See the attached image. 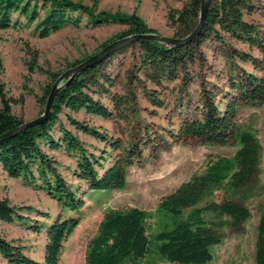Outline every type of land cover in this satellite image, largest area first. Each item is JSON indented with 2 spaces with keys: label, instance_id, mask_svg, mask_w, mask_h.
Here are the masks:
<instances>
[{
  "label": "trees",
  "instance_id": "obj_1",
  "mask_svg": "<svg viewBox=\"0 0 264 264\" xmlns=\"http://www.w3.org/2000/svg\"><path fill=\"white\" fill-rule=\"evenodd\" d=\"M255 0H210L205 22L200 34L185 45L168 46L154 41L140 40L114 53L109 60L127 51H136L138 73L161 87L163 82L179 81L181 93L197 84V100L187 106L179 127L171 133L172 144H192L211 147H235L231 158L216 157L203 172L192 175L172 192L163 196L157 212L167 222L157 233L148 234L147 221L151 214L138 208L126 210L109 209L103 213L95 236L89 241L85 264H208L212 260L211 248L220 243L223 229L237 230L251 216L250 210L234 198V193L250 186L259 171L261 146L253 132L238 124L242 108L264 106V73L260 76L240 67L230 68L223 86L209 82L202 72L205 57L200 50L209 39L223 40V35L263 48L264 38L257 28L244 21L245 14L253 11ZM201 0H188L172 18L180 28L189 29L198 22ZM15 16V18H14ZM19 18L27 25H34V33L45 38L66 27L85 25L96 28L104 25H121L126 30L117 34L111 42L133 35L150 34L154 31L136 14L100 11L71 0H0V30L16 28ZM186 31V30H185ZM173 38H178L175 34ZM108 43L101 45V48ZM234 51V50H233ZM243 63L254 64L256 58L234 51ZM68 65L72 68L82 63ZM105 60L94 65L68 81L58 92L46 121L23 129L16 135L0 142V165L11 179H20L28 188L45 193L64 210L78 212L83 199L78 196L80 185L68 182L59 171V164L43 148L53 151L63 149L73 155L76 167L73 176L89 191H114L126 185L127 168L141 163L142 149L148 142L154 151L165 147L162 140H146L123 150L106 165V151L95 156L70 131L59 123V115L83 111L104 120H114L123 114L122 99L112 98V108L95 99L92 88L102 83L112 85V79L102 73ZM33 66H29L32 71ZM62 73H49V83L42 88L37 102L43 112L46 99L55 80ZM131 80L130 78H128ZM137 80L141 82L140 79ZM23 102L7 98L0 88V136L20 127L24 121L12 113V105ZM70 125L83 134L105 143L113 150L118 142L110 141L98 129L90 127L66 115ZM59 139L53 137L55 127ZM111 157V155H109ZM222 191L218 200L212 196ZM35 212L50 220L48 213L30 206H11L0 198V222L26 223L18 211ZM208 216L210 218H208ZM79 218H57L47 225H28L38 232L44 227L46 243L43 261L37 262L22 253L0 234V258L7 264H58L63 242L79 224ZM152 258V259H151ZM253 264H264V213L260 215L253 246Z\"/></svg>",
  "mask_w": 264,
  "mask_h": 264
},
{
  "label": "rangeland",
  "instance_id": "obj_2",
  "mask_svg": "<svg viewBox=\"0 0 264 264\" xmlns=\"http://www.w3.org/2000/svg\"><path fill=\"white\" fill-rule=\"evenodd\" d=\"M71 1L93 8L95 13L105 11L136 14L154 31L153 34L165 37L173 38L178 34V38H184L196 27L194 23L188 30L183 29L172 19L188 0ZM255 1L253 11L245 14L243 19L256 27L260 37L264 38V0ZM18 20L19 25L16 28L0 30V88L7 98H23V102L12 105L11 110L24 122L34 120L40 115L41 108L37 97L40 96L42 88L50 82L47 77L49 73L63 74L71 69L68 65L90 58L103 49L102 44H111V39L126 30V27L121 25L93 28L85 25L83 21L79 27H66L45 38H39L34 33L33 24L27 25L23 18ZM222 39L218 41L209 38L200 48L205 57L201 70L209 82L223 86L232 67H240L257 76L264 73V41L263 48L260 49L235 41L225 34ZM233 50L256 58L255 63L239 61ZM136 56L137 52L131 50L107 61L105 59L102 73L112 79V85L101 81V87L91 89L93 97L109 108L113 107L112 98H121V117L104 120L83 111L68 110L59 115V123L75 135L87 150L95 156H100L102 151H106V165L123 150L130 149L132 145L139 146L147 138L146 131L150 140H162L165 147L161 149L154 151L150 145L151 141L148 142L147 148L142 149L143 160L127 168L126 185L123 189L110 192L89 191L73 176L76 167L73 155L63 149L53 151L43 148L58 162L59 171L64 178L80 185L78 196L83 199L84 205L78 212H71L64 210L45 193L26 187L20 179L9 178L0 165V198L7 199L15 208L30 206L49 215L50 220H47L35 212L21 210L18 212L26 223L0 222V234L13 245L21 247L23 254L37 262L43 261L45 229L43 227L35 232L28 229V225H47L57 218L78 217L79 224L63 242L58 264H85L87 245L95 236L105 211L129 208L143 210L151 214L147 221L148 234L157 233L167 222V218L157 212L160 199L192 175L203 172L207 164L216 157L231 158L235 151L233 146L172 144L170 134L178 129L181 117L187 106L190 107L188 103H193L198 98L197 84L187 87L185 93H181L182 86L179 81L163 82L161 87H157L138 73ZM29 66L34 69L30 71ZM66 115L98 129L110 141L118 142L119 148L113 150L105 143L78 131L70 125ZM238 124L250 129L261 146V160L255 181L247 188L234 193V198L250 210L251 216L237 230H222L220 243L211 248L212 260L208 264H253L256 228L260 215L264 213V106L242 108ZM52 134L55 139H59L57 125ZM139 147L142 148V145ZM221 196L222 191L217 190L212 199L218 200ZM152 258L159 264H166L158 261L155 255ZM0 264L7 263L0 258Z\"/></svg>",
  "mask_w": 264,
  "mask_h": 264
},
{
  "label": "water",
  "instance_id": "obj_3",
  "mask_svg": "<svg viewBox=\"0 0 264 264\" xmlns=\"http://www.w3.org/2000/svg\"><path fill=\"white\" fill-rule=\"evenodd\" d=\"M210 0H201L200 4V11H199V17L196 27L184 38H170L161 36L158 34H139V35H133L127 38H123L117 41L112 42L111 44L105 46L101 51L94 54L90 58L86 59L82 63L78 64L77 66L68 69L63 74H61L55 82L52 84L50 93L46 99V103L43 109V112L41 115H39L36 119L24 122L20 127L0 136V142L8 139L20 131H22L25 128L38 125L40 123H43L48 118L52 105L54 103V100L60 91V89L63 87L64 81L70 80L72 77L78 75L79 73L83 72L84 70L97 65L98 63L104 61L105 59L109 58L114 53L120 51L121 49L127 47L129 44L140 41V40H148V41H154L158 42L164 45L168 46H179V45H185L192 41L194 38H196L200 32L203 29L205 17L209 8Z\"/></svg>",
  "mask_w": 264,
  "mask_h": 264
}]
</instances>
